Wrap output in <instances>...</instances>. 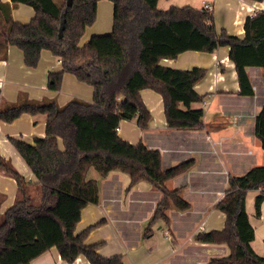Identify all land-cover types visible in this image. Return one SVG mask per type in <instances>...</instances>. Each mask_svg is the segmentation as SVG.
Masks as SVG:
<instances>
[{
    "label": "trees",
    "instance_id": "trees-1",
    "mask_svg": "<svg viewBox=\"0 0 264 264\" xmlns=\"http://www.w3.org/2000/svg\"><path fill=\"white\" fill-rule=\"evenodd\" d=\"M99 1L72 0L69 5V0H0V58L6 57L9 46H16L24 53L25 65L35 68L43 51H49L62 66L49 73L50 90L60 91L66 73L94 87L92 101L74 98L61 106L55 100L25 99L0 105V120L8 123L23 114L46 116L45 136L35 137L33 144L11 138L37 179L40 202H34L25 177L0 155V167L17 181L19 190L0 220V264H30L52 247H57L69 263L84 255L91 264H123L122 255L104 257L99 252L102 243L86 242L94 226L76 231L83 209L100 200L99 183L89 178L91 169L102 177L122 171L131 177L130 187L148 181L162 193L148 229L158 220L168 224L171 207L181 211L191 207L181 195L182 188L171 190L166 182L187 171L195 161L163 169L158 149L141 141L131 143L118 133L123 120L136 119L142 130L148 128L151 111L143 101V89L161 94L170 128L204 127V109L194 104L205 99L195 86L205 78L207 69H177L163 65L161 60L176 59L187 51L214 52L228 46L240 94L245 96L253 95L247 68L261 67L264 75V10L247 16L240 37L219 32L214 12L204 7L162 10L159 0H109L114 5L112 33L93 35L81 45L97 19ZM19 4L34 9L29 22L14 20L12 11ZM256 134L264 137V105L257 116ZM251 190L260 191L255 200L260 216L264 166L231 177L229 188L216 205L226 214V226L197 233L198 242L227 244L231 250L228 256L212 257L207 264H264V255L255 253L251 246L255 228L246 210Z\"/></svg>",
    "mask_w": 264,
    "mask_h": 264
},
{
    "label": "crops",
    "instance_id": "crops-1",
    "mask_svg": "<svg viewBox=\"0 0 264 264\" xmlns=\"http://www.w3.org/2000/svg\"><path fill=\"white\" fill-rule=\"evenodd\" d=\"M168 1L171 2L167 0L164 4ZM206 1L202 0L201 4ZM208 1H212L214 7L216 29L220 30L218 21L220 15L223 20L225 12L227 19L224 25L221 24L222 30L240 37L244 35L247 16L264 10V1ZM170 2L167 3L169 7L172 6ZM219 10L222 13H216ZM12 14L14 20L26 23L21 17L32 19L35 11L29 5L19 4L13 8ZM229 53L230 48L222 46L214 52L187 51L176 59L161 60L163 65L177 69H207L205 78L195 86L199 94L205 95L202 103L194 104V107L204 109L203 128H170L163 98L152 89L141 91L143 101L151 111L148 128L142 130L136 119L123 120L118 128L119 135L125 140L131 143L141 141L149 148L158 149L163 169L190 159L195 161L187 171L166 182L171 190L182 188V197L191 204L188 210L171 207L168 224L158 220L148 229L162 193L148 181H140L130 187L131 177L122 171L114 170L102 177L91 169L89 178H92L93 171L100 178V181L94 178L99 183L100 200L98 204H88L83 209L76 231L94 226L86 242L102 243L99 252L104 257L122 255L123 264H207L212 257L231 253L227 244L201 243L195 239L198 232L220 230L226 226V214L216 205L229 188L230 178L244 175L255 166H264L262 136L256 134L257 116L264 105L263 69L257 66L247 68L253 95H241L238 73ZM61 69L60 59L49 51H43L37 67L29 68L25 65L23 51L9 46L6 57L0 58V105L15 103L21 94L23 99L37 100L46 96L52 99L56 92L59 93L57 96L60 95L57 102L61 106L74 98L92 101L94 87L70 73L64 75L61 91L48 88L49 73ZM21 79L24 82H20ZM45 131L46 116L43 114H23L11 123L0 120V155L30 183L32 197L35 192L39 194L33 190L39 189L37 179L11 138L33 144L35 137L45 136ZM251 145L257 151H252ZM35 183L37 186L33 185ZM254 191L257 192L253 198L260 192L249 191L246 200V210L255 228L251 246L255 253L264 255V201L261 215L253 217L249 195ZM18 194L17 181L0 167V220ZM147 232H151V236L147 237ZM30 264L91 263L84 255L69 263L62 258L57 247H52Z\"/></svg>",
    "mask_w": 264,
    "mask_h": 264
},
{
    "label": "rangeland",
    "instance_id": "rangeland-1",
    "mask_svg": "<svg viewBox=\"0 0 264 264\" xmlns=\"http://www.w3.org/2000/svg\"><path fill=\"white\" fill-rule=\"evenodd\" d=\"M167 1V0H161L160 2V9L162 10H168V8H170L169 6L170 5H167V3H169L170 1L166 2V4H164V2ZM201 1L202 0H189V1H186V0H171V5L172 6H185V5H191V6H194L196 8H200L201 6L203 7V3L201 4ZM208 3H211L212 4V1H206ZM25 7H28V6H25ZM224 12V11H223ZM216 13L220 14L222 13L221 10L219 11H216ZM215 15V13H214ZM222 17H223V20L221 19V15H220V21H218V31H221L222 30V26L225 24L226 22V19H227V16L225 14V12L222 14ZM23 18L22 20H26L25 22H29L31 20V17L28 18V19H25V17H21ZM21 20V19H20ZM21 20V21H22ZM222 20V21H221ZM113 22H114V5L111 1L109 0H101L98 2V14H97V19L95 21V23L89 27L87 29V32L85 34V36L83 37L82 41H81V45H84L86 42H88V40H90V38L93 36V35H104V34H110L112 33V30H113ZM222 22V23H221ZM223 24V25H221ZM231 35H235V34H231ZM20 82H24V79H21ZM62 90V86H61V89L60 91ZM59 93L56 92V96L54 98H49V97H45L44 99H37L38 101H43V102H48V101H58L60 100V95L57 96ZM25 99H23V96L22 94L19 96V99L17 101H14L15 103L13 104H17V103H21V102H24ZM11 104H6V105H2V107H5V106H9ZM251 150L252 151H257L256 147L251 145ZM91 177L92 178H97L99 179L100 181V178L98 176V174L96 172H92L91 174ZM33 185H36L33 184ZM37 186V185H36ZM34 191H37V193H39L38 195H36V192L34 193L33 195V200L34 202H40V197H41V192H40V187L38 189L37 188H33ZM257 191H254V192H251L250 195H249V204L251 205V202L252 201V207H251V210L253 211V214L254 216L253 217H259L257 216L256 214V207H255V200H256V196L253 198V194H255ZM39 196V197H38ZM3 215H1V218H2Z\"/></svg>",
    "mask_w": 264,
    "mask_h": 264
},
{
    "label": "built area",
    "instance_id": "built-area-1",
    "mask_svg": "<svg viewBox=\"0 0 264 264\" xmlns=\"http://www.w3.org/2000/svg\"><path fill=\"white\" fill-rule=\"evenodd\" d=\"M203 7L205 8V9H207V10H209V11H213V5L211 4V3H208V2H204L203 3Z\"/></svg>",
    "mask_w": 264,
    "mask_h": 264
},
{
    "label": "water",
    "instance_id": "water-1",
    "mask_svg": "<svg viewBox=\"0 0 264 264\" xmlns=\"http://www.w3.org/2000/svg\"><path fill=\"white\" fill-rule=\"evenodd\" d=\"M68 4L71 5L72 4V0H69V3ZM261 139L264 142V137L263 136L261 137Z\"/></svg>",
    "mask_w": 264,
    "mask_h": 264
}]
</instances>
